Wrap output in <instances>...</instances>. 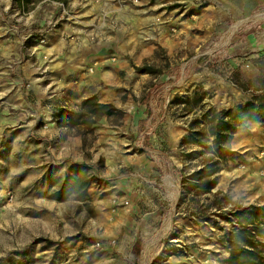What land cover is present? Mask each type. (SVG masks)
Instances as JSON below:
<instances>
[{"label":"crops","instance_id":"0c3cea01","mask_svg":"<svg viewBox=\"0 0 264 264\" xmlns=\"http://www.w3.org/2000/svg\"><path fill=\"white\" fill-rule=\"evenodd\" d=\"M60 12H70L77 27L88 30L73 34L54 26ZM262 12L264 0H0V183L35 180L43 164V171L52 166L60 177L73 163L89 164L98 180L88 194L100 236L118 237V244L133 250L147 223L159 224L164 214L174 213L182 197L180 170L189 163L180 143L194 114L185 123L181 117L187 116L168 114L173 93L200 84L215 89L214 108L241 105L231 78L237 72L249 79L259 74L254 61L264 60V17L254 16ZM213 40V49L202 46ZM192 48L195 55L186 61ZM158 49L167 67L153 78L138 76L127 59L112 58L124 53L154 61ZM146 81L152 83L147 92L158 90L146 103L135 101L136 87ZM224 86L231 95L218 90ZM128 87L132 94L123 99ZM92 96L122 109L123 118L102 117L89 129L58 123L61 112L78 111ZM219 96L226 97L222 104ZM159 127L162 139L151 129ZM44 143L50 162L27 154L34 145L41 157ZM261 145L264 125L248 122L240 128L212 192L264 204ZM19 151L27 156H16ZM17 196L4 192L0 198L9 197L10 204Z\"/></svg>","mask_w":264,"mask_h":264},{"label":"rangeland","instance_id":"374dc122","mask_svg":"<svg viewBox=\"0 0 264 264\" xmlns=\"http://www.w3.org/2000/svg\"><path fill=\"white\" fill-rule=\"evenodd\" d=\"M61 12L60 19L54 26L64 28L65 31L69 28L68 30L73 34L88 30L85 26L78 28L75 18L70 17V12L69 16L67 13L61 14ZM125 40L128 43L131 42L130 39ZM215 42L213 40L202 46L206 50L213 49ZM194 52H196L195 48H192L191 52L190 50L187 51L186 61L195 55ZM165 56L158 49L154 61H151L150 58L138 59L135 56L131 58L130 55L124 53L118 56L114 55L112 58H115V62H123L127 59L132 68L134 67L136 74L143 76L145 74L136 71V67L147 65L158 67L160 70L165 69L167 67L164 65ZM261 62L264 63V60L255 59L254 63L257 68ZM124 74V72H120L119 76L122 77ZM236 75L239 76L241 82L250 80L244 74L237 72L231 78L232 81ZM207 77L209 78V76ZM144 78H153V76L148 74ZM151 84V82L146 81L140 88L136 87L137 98H134L135 101L141 100L146 95ZM235 88L241 92L240 98L244 104L250 96L249 93L243 92L236 86ZM220 89L222 94L231 95L230 87H218V90ZM187 90L185 93L175 91L170 103L168 102L172 106H167L168 114L177 118L181 117L180 114L187 116L185 119L181 117L184 123L193 114L185 115L183 107L176 104V99L191 97L194 92L204 93L203 103L214 107L212 97L215 89L206 90L202 85L196 84ZM122 91L123 99L127 98L128 94H132L130 87L124 88ZM225 100L226 97L219 96L218 103L222 104ZM151 129L153 133L154 131L158 133L157 137L160 136L162 139L160 127ZM159 143L163 147L162 142L159 141ZM47 147V144L44 143L41 157L36 152L34 154V151L38 149L34 145H32V151L27 154L33 157L32 159L50 162ZM258 149L261 150L262 145ZM162 152L164 154V151ZM16 154V156L21 157L27 156L23 151ZM20 159L14 158L13 160L20 163ZM45 167V164L42 167H37L35 180H22L20 182L18 178H12V184L10 182L0 183V197L4 195V192L18 195L10 204L8 202L10 196L5 201L0 198V264H198L197 262L199 264H218L220 260L228 256V251L220 244V238L232 229L234 222L231 221V216L214 212L204 213L203 217L199 218L190 215L188 213L190 206L188 203H182V201L180 204L178 203L174 213L170 212L169 214L167 212L168 214H164L159 224L147 223L142 229L138 235L139 238H142L138 255L131 250L130 245L118 244L121 241L118 237L105 240L100 236L103 229H98L94 218L95 214L92 216L94 208L90 203L87 206L73 200L57 202L48 198V186L43 180L41 182L39 177V171H43ZM251 176L253 178L259 177L258 174ZM39 195L42 198H39ZM202 200L204 202V199ZM237 200L245 206L250 204L263 205L245 197H240ZM97 243L99 246L96 245ZM172 253H176V255H171Z\"/></svg>","mask_w":264,"mask_h":264},{"label":"trees","instance_id":"16d2710c","mask_svg":"<svg viewBox=\"0 0 264 264\" xmlns=\"http://www.w3.org/2000/svg\"><path fill=\"white\" fill-rule=\"evenodd\" d=\"M258 70L259 74L246 82H241L239 76H235L232 81L234 85L250 95L244 104L235 108L218 110L203 103L204 93L194 92L191 97L176 99V104L183 107L185 115L194 114L188 122V135L180 143L182 150H185L184 159L189 164L180 170L184 199L180 198L178 203H188L190 215L200 218L204 213L229 214L234 222L232 229L220 238V244L228 251V256L218 264H264V204L245 206L239 200H233L227 192H212L221 163L233 154L230 145L235 133L248 122L264 125L263 62ZM136 71L153 76L162 73L159 68L147 65L136 67ZM155 90L158 87L152 91L150 89L141 103H146ZM123 116L122 109L100 103L92 96L81 103L78 111L61 112L58 123L70 129L78 126L89 129L102 117L120 121ZM42 180L48 186L49 199L57 202L73 200L87 206L91 201L88 188L98 181L93 167L85 162L73 163L70 173L62 177L57 175L56 168L49 166ZM94 214L92 211V216ZM140 245L141 239L138 238L133 247L137 255Z\"/></svg>","mask_w":264,"mask_h":264},{"label":"built area","instance_id":"2783aa9c","mask_svg":"<svg viewBox=\"0 0 264 264\" xmlns=\"http://www.w3.org/2000/svg\"><path fill=\"white\" fill-rule=\"evenodd\" d=\"M95 66H96V63H93L92 66H91L90 68H88V72H89V73H92V72H93V68H94ZM258 156H259L260 159L264 160V148H262L261 150H259V152H258ZM156 157H157V158H160V156H157V155H156ZM96 245L99 246L98 243H97Z\"/></svg>","mask_w":264,"mask_h":264},{"label":"bare ground","instance_id":"6f19581e","mask_svg":"<svg viewBox=\"0 0 264 264\" xmlns=\"http://www.w3.org/2000/svg\"><path fill=\"white\" fill-rule=\"evenodd\" d=\"M257 17H264V12H262V13H258L257 15H255L254 16V18H257ZM239 23V22H238ZM237 23V24H238ZM233 28H231V30H232ZM198 264H199V262H197Z\"/></svg>","mask_w":264,"mask_h":264}]
</instances>
